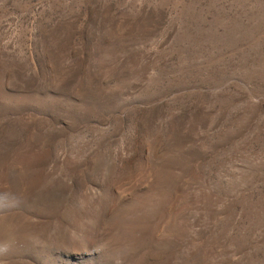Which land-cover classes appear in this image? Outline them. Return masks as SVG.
I'll return each instance as SVG.
<instances>
[{
    "label": "rangeland",
    "instance_id": "obj_1",
    "mask_svg": "<svg viewBox=\"0 0 264 264\" xmlns=\"http://www.w3.org/2000/svg\"><path fill=\"white\" fill-rule=\"evenodd\" d=\"M0 264H264V0H0Z\"/></svg>",
    "mask_w": 264,
    "mask_h": 264
},
{
    "label": "clouds",
    "instance_id": "obj_2",
    "mask_svg": "<svg viewBox=\"0 0 264 264\" xmlns=\"http://www.w3.org/2000/svg\"><path fill=\"white\" fill-rule=\"evenodd\" d=\"M11 196L8 193H0V204L7 205ZM12 250V241L9 239H0V258L7 257Z\"/></svg>",
    "mask_w": 264,
    "mask_h": 264
}]
</instances>
